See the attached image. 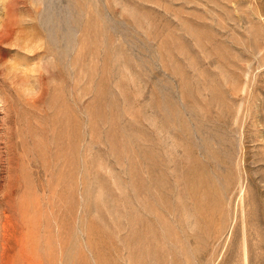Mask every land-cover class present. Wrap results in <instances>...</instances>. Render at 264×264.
<instances>
[{"label": "rangeland", "instance_id": "obj_1", "mask_svg": "<svg viewBox=\"0 0 264 264\" xmlns=\"http://www.w3.org/2000/svg\"><path fill=\"white\" fill-rule=\"evenodd\" d=\"M0 257L264 264V0H0Z\"/></svg>", "mask_w": 264, "mask_h": 264}, {"label": "bare ground", "instance_id": "obj_2", "mask_svg": "<svg viewBox=\"0 0 264 264\" xmlns=\"http://www.w3.org/2000/svg\"><path fill=\"white\" fill-rule=\"evenodd\" d=\"M6 248L8 249V247H6ZM7 249H6V251H7ZM6 254H7V253H6ZM6 254L3 253V255H2L1 257H2V258H5V257H6ZM9 256H10V255H9ZM1 257H0V258H1ZM7 257H8V256H7ZM6 259H7V258H6ZM6 259H4V261H5ZM0 262H1V260H0ZM5 263H7V262L5 261ZM5 263H4V264H5ZM8 263H9V262H8ZM10 263H11V260H10ZM10 263H9V264H10Z\"/></svg>", "mask_w": 264, "mask_h": 264}]
</instances>
